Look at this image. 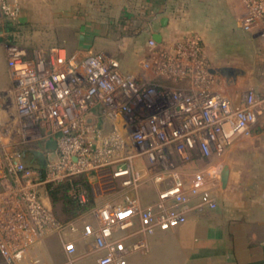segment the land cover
<instances>
[{
    "label": "built area",
    "instance_id": "obj_1",
    "mask_svg": "<svg viewBox=\"0 0 264 264\" xmlns=\"http://www.w3.org/2000/svg\"><path fill=\"white\" fill-rule=\"evenodd\" d=\"M242 2L237 27L264 38V0ZM18 17L19 0H0V20ZM0 42L12 101L0 120V264H41L29 253L50 235L62 240L70 264L77 241L96 264H127L156 232L216 209L218 160L239 139L264 131V91L249 89L238 104L223 95L195 34L172 43L149 38L133 73L107 54L58 46L30 54L5 31ZM48 142L55 148L46 149ZM79 175L87 176L95 205L61 220L48 188ZM146 187L154 199L144 204ZM70 193L85 202L83 193Z\"/></svg>",
    "mask_w": 264,
    "mask_h": 264
},
{
    "label": "crops",
    "instance_id": "obj_2",
    "mask_svg": "<svg viewBox=\"0 0 264 264\" xmlns=\"http://www.w3.org/2000/svg\"><path fill=\"white\" fill-rule=\"evenodd\" d=\"M45 12L54 24L49 49L107 54L118 59L122 72L133 73L149 51V38L159 35L162 43H172L195 34L203 47L208 46L225 31L239 30L237 20L244 5L242 0H53ZM19 16L22 22L29 20L28 13L19 11ZM245 34L264 41L254 33ZM241 83L244 80L223 89L220 80L218 87L234 104L249 89L264 91V85ZM9 85L0 42V95ZM218 162L229 169V175L224 189L213 190L216 209L191 212L178 227L156 232L147 239V250L129 256L127 264H264V131L257 129L236 141ZM143 193L144 204L154 199L153 192L147 198ZM83 221L90 219H79L78 224ZM64 238L76 239V235ZM51 240L57 242L55 248L49 245ZM75 244V264H96L93 257H82L80 241ZM33 247L41 264L69 260L56 235Z\"/></svg>",
    "mask_w": 264,
    "mask_h": 264
},
{
    "label": "rangeland",
    "instance_id": "obj_3",
    "mask_svg": "<svg viewBox=\"0 0 264 264\" xmlns=\"http://www.w3.org/2000/svg\"><path fill=\"white\" fill-rule=\"evenodd\" d=\"M48 4H53V0H19L20 14L22 12L28 13L29 20L22 22L19 16L16 22L18 24L16 30L12 33L7 32V36L10 37L8 41H13L12 43L26 49L30 54L35 51L47 52L50 47L46 45L55 36L52 34L53 19H49L45 12ZM1 22L3 20H0ZM203 51L204 58L211 68H234L241 71L242 74L238 75L231 85L226 83L223 77L219 76L223 89L231 88L242 80L245 83H241L243 87H248L250 84L264 85V41L253 39L250 35L240 30L225 31L221 39H213L210 45L203 47ZM11 103V98L7 92L0 95L1 121L6 119V112L10 111ZM150 189L151 187L142 189L144 191L143 198H147ZM61 207L62 205L57 203L52 210L59 219L64 220ZM56 244L57 242L54 240L49 243L54 248ZM33 249L34 247L30 250L29 256L40 259L39 254L34 253ZM66 264H70L69 260Z\"/></svg>",
    "mask_w": 264,
    "mask_h": 264
},
{
    "label": "trees",
    "instance_id": "obj_4",
    "mask_svg": "<svg viewBox=\"0 0 264 264\" xmlns=\"http://www.w3.org/2000/svg\"><path fill=\"white\" fill-rule=\"evenodd\" d=\"M18 24H12L7 21L0 23V31H5L6 33H12L16 30ZM7 39H10L7 36ZM13 42V41H11ZM33 160H36L33 158ZM23 162L29 164L31 162L29 155L27 153L23 156ZM73 190L75 193H83L85 196V202L80 203L76 195H72L70 191ZM48 202L51 208L55 204L60 203L61 213L64 215V221L74 220L78 216L89 211L95 205V200L91 197L89 193V184L86 175H79L71 180H65L61 183L52 185L48 188Z\"/></svg>",
    "mask_w": 264,
    "mask_h": 264
},
{
    "label": "water",
    "instance_id": "obj_5",
    "mask_svg": "<svg viewBox=\"0 0 264 264\" xmlns=\"http://www.w3.org/2000/svg\"><path fill=\"white\" fill-rule=\"evenodd\" d=\"M153 40L157 43H161V38L159 35H155L153 37ZM209 72L213 75H218L223 77L226 80V83H228L229 85L234 83L238 75L242 74L240 70L234 68H210ZM45 148L52 150L55 148V143L48 142L46 143ZM40 164L41 166H44V160L42 158L40 160ZM228 175H229V169L226 166H223L220 173V186L222 189L226 187Z\"/></svg>",
    "mask_w": 264,
    "mask_h": 264
}]
</instances>
